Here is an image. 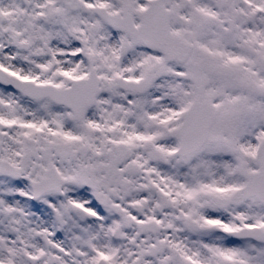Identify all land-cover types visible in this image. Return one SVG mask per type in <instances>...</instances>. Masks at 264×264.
<instances>
[{
	"label": "snow or ice",
	"instance_id": "obj_1",
	"mask_svg": "<svg viewBox=\"0 0 264 264\" xmlns=\"http://www.w3.org/2000/svg\"><path fill=\"white\" fill-rule=\"evenodd\" d=\"M0 264H264V0H0Z\"/></svg>",
	"mask_w": 264,
	"mask_h": 264
}]
</instances>
